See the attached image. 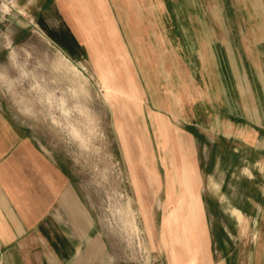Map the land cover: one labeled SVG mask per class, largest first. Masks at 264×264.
Masks as SVG:
<instances>
[{"label":"crops","instance_id":"0c3cea01","mask_svg":"<svg viewBox=\"0 0 264 264\" xmlns=\"http://www.w3.org/2000/svg\"><path fill=\"white\" fill-rule=\"evenodd\" d=\"M132 1L136 29L126 28L113 0H44L45 16L37 18L61 50L91 59L90 48H102L104 63L123 65L129 73L124 80L136 89V118L140 125L144 119L151 132V138L143 139L152 141L155 169L163 171L146 172L147 192L153 198L162 194L156 204L154 199L145 203L149 223L157 226L152 212L157 210L169 264L172 259L176 264H216L204 196L217 192L215 176L223 172V162L228 161L227 172L237 183L241 173L263 179L264 205V19H258L252 0ZM259 1L264 14V0ZM39 2H25L22 8ZM141 11L160 32L165 58V72L153 73L146 83L131 50L151 36ZM159 16L164 18L160 31ZM76 17L87 34L83 41L72 28ZM190 96L203 100L192 107ZM156 115L176 135L155 136L158 124L151 119ZM230 193H235L230 208H250L247 201L239 206L237 187L230 185ZM101 255L67 172L29 129L0 109V264H95Z\"/></svg>","mask_w":264,"mask_h":264},{"label":"rangeland","instance_id":"374dc122","mask_svg":"<svg viewBox=\"0 0 264 264\" xmlns=\"http://www.w3.org/2000/svg\"><path fill=\"white\" fill-rule=\"evenodd\" d=\"M27 1L31 0H0V109L29 129L36 143L67 172L102 250V257L95 264H169L160 236L161 215L152 210L157 226L150 225L145 205L153 199L156 204L162 197L160 193L153 198L147 192L150 184L146 181L150 177L146 172L162 175L163 171L155 169L152 141L146 144L143 139L151 138V132L145 128L144 119L140 125L136 118V89L124 80L129 73H124L123 65L104 63L102 48H90L91 59L58 48L37 18L38 14L45 16L40 5L44 0L38 5L29 3L28 10H24ZM113 2L126 28L136 29L134 1ZM251 5L261 22L264 14L260 1L252 0ZM141 12L140 20L150 27L151 36L147 35L146 41L131 50L141 77L149 80L153 73L159 76L165 72V58L160 32ZM258 19L255 18L256 23ZM162 22L164 18L159 16V31ZM72 28L82 41L87 37L77 17ZM176 37L177 42L182 41L180 35ZM160 83L168 87L166 81ZM189 100L195 107L203 99L190 96ZM157 117L151 119V124L154 119L158 124L155 136L176 135ZM223 145L224 141V150ZM226 166L228 161L223 162V172L215 176L217 192L213 195L205 191L204 196L209 206L215 262L264 264L263 179L241 173L237 183L231 180ZM230 185L238 189L239 206L247 201L250 208H230L235 201ZM172 261L176 264V259Z\"/></svg>","mask_w":264,"mask_h":264}]
</instances>
